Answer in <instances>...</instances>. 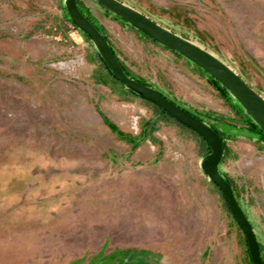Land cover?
<instances>
[{
  "label": "rangeland",
  "instance_id": "obj_1",
  "mask_svg": "<svg viewBox=\"0 0 264 264\" xmlns=\"http://www.w3.org/2000/svg\"><path fill=\"white\" fill-rule=\"evenodd\" d=\"M121 1L264 97V0ZM77 3L132 76L217 130L218 168L264 260V133L198 64L99 0ZM96 50L64 0H0V264H253L200 166V135L130 92Z\"/></svg>",
  "mask_w": 264,
  "mask_h": 264
},
{
  "label": "water",
  "instance_id": "obj_2",
  "mask_svg": "<svg viewBox=\"0 0 264 264\" xmlns=\"http://www.w3.org/2000/svg\"><path fill=\"white\" fill-rule=\"evenodd\" d=\"M99 1L115 15L123 18L150 38L178 51L202 67L227 88L264 131V97L230 65L199 44L168 29L121 0ZM64 3L74 24L91 39L111 72L126 88L132 89L138 95L152 100L174 118L194 129L207 141L211 150L202 156L200 166L209 179L220 188L232 215L243 230L252 263L264 264L254 229L239 205L228 179L218 168L223 145L217 130L199 116L171 100L155 87L130 76L124 70L104 34L79 8L77 0H64Z\"/></svg>",
  "mask_w": 264,
  "mask_h": 264
},
{
  "label": "trees",
  "instance_id": "obj_3",
  "mask_svg": "<svg viewBox=\"0 0 264 264\" xmlns=\"http://www.w3.org/2000/svg\"><path fill=\"white\" fill-rule=\"evenodd\" d=\"M79 6V8L83 11V9L80 7V5H78ZM84 12V11H83ZM85 14L87 15V17L90 19V20H92L91 19V17L85 12ZM92 22L96 25V27L100 30V31H102L101 29H100V27L92 20ZM131 25V24H130ZM132 26V25H131ZM134 27V26H133ZM135 28V27H134ZM137 29V28H136ZM138 30V29H137ZM140 33H142V34H144L145 36H147L144 32H142L141 30H138ZM85 35H86V33H84ZM87 36V35H86ZM88 37V36H87ZM147 37H149V36H147ZM150 38V37H149ZM152 39V38H151ZM152 40H154V39H152ZM174 50V49H173ZM174 51H176V50H174ZM177 52V51H176ZM96 54L98 55V57H99V59L101 60V63L104 65V67H106L108 70H109V72L114 76V74L111 72V70L109 69V67L107 66V64L105 63V61L103 60V58H102V56L100 55V53L96 50ZM119 59V58H118ZM119 61H120V59H119ZM120 63H121V61H120ZM121 65L123 66V68H124V70L130 75V76H132L130 73H129V71L126 69V67L121 63ZM115 77V76H114ZM132 77H134V76H132ZM116 78V77H115ZM134 78H136V79H138V80H140L141 82H144V83H146L145 81H143V80H141V79H139L138 77H134ZM117 79V78H116ZM210 79H211V81H213V83H215V85L218 87V89H220L224 94H226V95H229V91L227 90V88L225 87V86H223L217 79H215L214 77H210ZM146 84H148V83H146ZM130 92H132L133 94H136V95H138L134 90H132V89H129V88H127ZM149 100V99H148ZM152 103H154V105L157 107V109L159 110V111H161V112H163V113H165V114H168V115H170L167 111H165L163 108H161L159 105H157L155 102H153L152 100H150ZM237 103H238V105L240 106V104H239V102L237 101V100H235ZM241 107V106H240ZM185 108V107H184ZM188 110V109H187ZM191 112V111H190ZM196 115V114H195ZM246 115L247 116H249L250 117V115L249 114H247L246 113ZM170 116H172V115H170ZM198 116V115H197ZM173 117V116H172ZM174 118V117H173ZM201 118V117H200ZM251 118V117H250ZM176 119V118H175ZM177 120V119H176ZM177 121H179V120H177ZM180 122V121H179ZM180 123H182V122H180ZM183 125H185L184 123H182ZM263 133H264V131L259 127V125L255 122L254 123ZM211 125V124H210ZM185 126H187V125H185ZM212 126V125H211ZM187 127H189V126H187ZM213 127V126H212ZM214 128V127H213ZM190 129H192V128H190ZM196 134H199L198 132H196L194 129H192ZM200 135V134H199ZM200 137H201V139H202V141H203V143L206 145V147H207V149H208V151L207 152H209L210 150H211V148H210V146L208 145V143L206 142V140L200 135ZM206 152V153H207ZM227 178V177H226ZM220 189V188H219ZM225 200V199H224ZM225 203H226V201H225ZM227 204V203H226ZM227 207H228V205H227ZM228 209H229V207H228ZM230 210V209H229ZM245 240H246V238H245ZM247 243V242H246ZM249 251V250H248ZM251 258V257H250Z\"/></svg>",
  "mask_w": 264,
  "mask_h": 264
}]
</instances>
